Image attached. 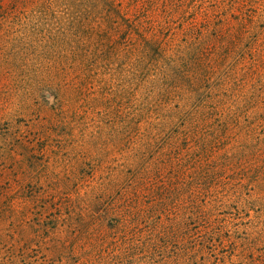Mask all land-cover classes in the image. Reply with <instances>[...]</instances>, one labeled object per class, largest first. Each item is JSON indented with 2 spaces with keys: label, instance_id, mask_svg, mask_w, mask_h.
I'll return each mask as SVG.
<instances>
[{
  "label": "trees",
  "instance_id": "16d2710c",
  "mask_svg": "<svg viewBox=\"0 0 264 264\" xmlns=\"http://www.w3.org/2000/svg\"><path fill=\"white\" fill-rule=\"evenodd\" d=\"M236 4L0 0V124L108 130L92 264H264V3Z\"/></svg>",
  "mask_w": 264,
  "mask_h": 264
},
{
  "label": "rangeland",
  "instance_id": "374dc122",
  "mask_svg": "<svg viewBox=\"0 0 264 264\" xmlns=\"http://www.w3.org/2000/svg\"><path fill=\"white\" fill-rule=\"evenodd\" d=\"M236 1L237 7L264 3ZM246 8L251 14L255 6ZM255 24L264 30V13L256 15ZM6 44L8 51L18 45ZM20 120L10 127L0 124V264H92L97 253L95 186L103 173L97 166L101 161L106 165L113 149L108 130L95 128L87 118L67 128L63 139L54 141L57 134L38 141L36 128L18 127L24 124ZM244 247L208 249L193 261L183 257L182 264H250Z\"/></svg>",
  "mask_w": 264,
  "mask_h": 264
}]
</instances>
